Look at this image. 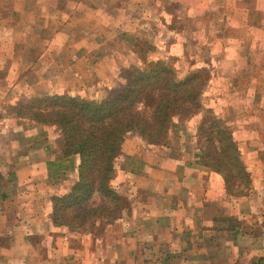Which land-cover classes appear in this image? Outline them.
<instances>
[{"label":"crops","instance_id":"1","mask_svg":"<svg viewBox=\"0 0 264 264\" xmlns=\"http://www.w3.org/2000/svg\"><path fill=\"white\" fill-rule=\"evenodd\" d=\"M176 2L181 30H167L196 50L197 63L215 64L222 87L207 109L232 131L248 188L229 194L223 177L200 163L199 116L180 133L172 129L160 149L126 141L113 181L123 198L119 220L72 233L54 224L52 198L78 181L79 156L65 155L58 127L7 115L0 118V264H264V0ZM246 87L248 96H239Z\"/></svg>","mask_w":264,"mask_h":264},{"label":"trees","instance_id":"2","mask_svg":"<svg viewBox=\"0 0 264 264\" xmlns=\"http://www.w3.org/2000/svg\"><path fill=\"white\" fill-rule=\"evenodd\" d=\"M144 46L138 41L137 47ZM154 60L128 68L120 87L101 101L49 93L29 99L24 111L20 102L13 108L17 118L58 127L65 155L80 158L78 181L68 193L52 198L56 226L79 233L96 229L98 221L119 220L123 198L113 181L125 140L138 135L148 148L157 150L166 146L174 127L199 116L195 137L200 163L223 177L229 194L240 195L244 191L235 188H248L250 176L232 131L204 101L210 80L207 64L182 76L172 63ZM212 97L217 103L218 96Z\"/></svg>","mask_w":264,"mask_h":264},{"label":"rangeland","instance_id":"3","mask_svg":"<svg viewBox=\"0 0 264 264\" xmlns=\"http://www.w3.org/2000/svg\"><path fill=\"white\" fill-rule=\"evenodd\" d=\"M176 3V0H21L10 4L8 0H0V18L5 17V24L0 23V118L14 116L11 112L18 102L24 105L21 108L24 111L29 99L42 94L66 93L101 101L120 87L128 68L149 58L172 63L182 76L200 69L204 64L195 61L196 50L183 49L181 41H174V34L167 30H181L180 19L176 17L182 12ZM121 4L124 11L118 9ZM142 4L140 11L137 6ZM105 7L111 8L107 15ZM8 10L23 13L9 19ZM196 25L200 27L201 23ZM138 41L146 46L137 47ZM206 67L210 80L204 101L208 106L215 102L212 95L222 87V81L218 83L214 64ZM247 89L241 90L239 96H248ZM198 118L191 119L182 130ZM126 141L139 142L151 150L138 135H131ZM243 189L241 186L234 191Z\"/></svg>","mask_w":264,"mask_h":264}]
</instances>
